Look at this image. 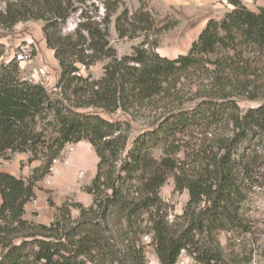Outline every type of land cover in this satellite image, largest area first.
Listing matches in <instances>:
<instances>
[{
  "label": "trees",
  "instance_id": "trees-1",
  "mask_svg": "<svg viewBox=\"0 0 264 264\" xmlns=\"http://www.w3.org/2000/svg\"><path fill=\"white\" fill-rule=\"evenodd\" d=\"M73 1L6 0L0 29L44 22L42 36L60 70L55 87L70 90L81 84L89 95L84 107L112 113L161 97L169 101L190 72L206 65L219 71L216 81L223 91L218 100L167 112L127 146V134L119 123L63 106L52 100L45 86L20 78L16 61L1 63L0 157L39 151L44 162L26 179L0 171V264H146L141 240L145 234L151 235L158 264H176L182 251L193 264H235L234 257L223 252L217 234L229 231L240 237L250 230L242 220L240 200L242 182L252 179L259 166L251 148L264 143V98L239 112L226 89L240 90L232 77L243 74L244 53L264 56V6L251 11L239 0H231L232 9L219 20H208L185 55L168 59L155 53V47L136 48L116 60L107 41L116 6H104L100 22L79 23L74 36L49 33L75 11ZM153 27L143 6L131 16L123 10L114 19L120 39L131 38L128 30L148 33ZM103 57L110 62L100 80L88 82L74 75L78 65L88 69ZM236 58L241 62L233 63ZM48 112L54 121L47 122L52 136L46 138L37 122L46 119ZM196 128L229 132L214 135L208 151L184 154L180 139ZM82 141L97 158L93 179L82 187L91 203L51 204L54 215L48 225L26 220L24 206L34 198L37 182L66 145ZM169 178L174 192L188 193L182 215L176 217L183 222L178 229L168 223L159 196ZM71 210L77 211L75 219Z\"/></svg>",
  "mask_w": 264,
  "mask_h": 264
},
{
  "label": "rangeland",
  "instance_id": "rangeland-1",
  "mask_svg": "<svg viewBox=\"0 0 264 264\" xmlns=\"http://www.w3.org/2000/svg\"><path fill=\"white\" fill-rule=\"evenodd\" d=\"M5 1L0 0V11L5 8ZM231 0H80L77 3L74 0L75 11L70 13L69 17L62 24H56L54 28L49 29V33L54 36H74L79 23L89 19L90 21L100 22L104 17V6L109 8L116 6V12L110 18L108 26V45L114 50L116 60H120L125 56H130L134 49H146L157 53L160 57L174 59L179 55L187 54L191 43L197 38L201 30L204 28L208 20H219L224 13L232 9ZM245 7L251 11H257L261 6H264V0H239ZM140 6L149 13L154 23V27L148 33H137L136 30L129 31L131 38H118L114 30V19L123 10H126L128 16L135 13ZM111 10V9H110ZM44 22L28 21L20 22L10 29H0V52L2 57L1 63H8L14 60L18 63L20 69V78L33 80L39 83L44 81V78L36 77V72L39 68L45 69L46 73L51 77L53 86H45L52 100L59 101L65 107L78 112H87L100 116L101 118L117 122L121 125V130L127 134V146L132 140L155 125L157 121L167 112L178 109H191L198 102L206 99L213 101L218 100L220 93L223 91L217 84V77L220 75L218 70H215L212 65H206L199 71H192L187 78L181 81V85L177 87V92L168 101L167 98L161 97L151 102H146L140 106L135 105L132 108L123 109L119 107L112 113H105L99 109L92 107H84L83 104L88 98V93L82 90L81 84L73 85L70 90H64L57 86V90H52L58 81L60 70L53 59L52 51L49 50L44 42L41 28ZM24 54L26 59L19 62L16 59L17 54ZM87 53V52H86ZM242 67L244 72L240 77H232L239 91H233L227 87L226 93L230 95L235 102L239 112H244L249 108L255 107L261 99L264 92V56L247 51L242 56ZM215 61L216 58H212ZM233 63H240L237 58ZM110 62L108 58H100L88 69L78 65L82 78L88 82L98 81L104 75V67ZM230 78V77H229ZM54 84V85H53ZM77 93L74 94V90ZM47 118L38 120L37 129L43 130V135L48 138L51 135L50 126L47 122L54 121L52 112L47 113ZM228 129H200L196 128L188 136L182 137L180 140L183 144L184 154H190L195 150L211 149L214 135L228 134ZM72 145H66V152H70ZM62 151L57 158L59 163L54 165H62L63 161H67L65 152ZM215 151V150H213ZM251 151L259 158V166L255 168V176L252 179H247L242 182V196L240 200L241 217L243 222L249 228V232L240 237L233 236L229 231H221L217 234L223 252L234 257L235 264H264V143L262 146H252ZM157 155V153H156ZM155 155V156H156ZM17 156L23 158L17 162L19 170L25 167L28 170V178L34 169H40L44 162V154L41 152L32 153H15L5 154L0 157V167L8 166L14 163ZM183 159V155H179ZM33 158V159H32ZM68 164V162H67ZM33 166V167H32ZM54 173V172H53ZM48 179L45 176L37 182L39 189L44 190L52 187V178ZM82 173L78 174L81 178ZM159 196L163 203V210L167 214L169 224H173L174 229L181 228L183 222L177 219L182 215L185 205L188 201V193L174 192L173 180L169 178L166 184L160 189ZM31 204H36L33 198ZM46 203L51 207L54 205L53 200L46 198ZM76 203L71 198H65L62 203ZM58 206V207H59ZM84 206V205H83ZM54 209V208H53ZM70 211L71 218L77 217L75 210ZM32 215V214H31ZM48 225V224H47ZM145 226V224H144ZM143 226V227H144ZM148 233L147 229L143 230ZM223 233V234H221ZM151 235L145 234L141 237L145 245V260L146 264H158L154 249L150 245ZM1 256V250H0ZM182 260L184 264H193V261L186 254ZM178 261L176 264H178Z\"/></svg>",
  "mask_w": 264,
  "mask_h": 264
},
{
  "label": "crops",
  "instance_id": "crops-1",
  "mask_svg": "<svg viewBox=\"0 0 264 264\" xmlns=\"http://www.w3.org/2000/svg\"><path fill=\"white\" fill-rule=\"evenodd\" d=\"M72 147V152L68 153L66 152L67 149L63 150L68 164L56 166L52 178V187L48 189V192L44 188L39 189V186L36 185L34 189L36 204L32 205L31 202H28L24 206V218L26 220L43 225H47L52 221L54 209L48 206L46 198L53 200L55 206H59L67 197L73 198L76 203L84 206L91 203V197L82 191V187L89 185L96 173V155L91 146L85 141L74 144ZM22 159L17 156L14 163L1 166L0 171L15 177L27 176L29 168L27 167V170H25L24 167L20 171L17 164ZM79 173H82L81 178H78Z\"/></svg>",
  "mask_w": 264,
  "mask_h": 264
},
{
  "label": "built area",
  "instance_id": "built-area-1",
  "mask_svg": "<svg viewBox=\"0 0 264 264\" xmlns=\"http://www.w3.org/2000/svg\"><path fill=\"white\" fill-rule=\"evenodd\" d=\"M16 59L17 61L19 62H23L25 59H26V56L24 54H17L16 55ZM81 67L84 68V66L80 65ZM85 69V68H84ZM80 69L78 68L77 72L74 73V75L76 76H81L80 74ZM36 77H40V78H44V81H40L39 84L43 85V86H49L50 88H52L53 86L50 84V82L52 83V80H51V77L46 73L45 69L43 68H39L36 72ZM29 81H33V80H29ZM54 85V84H53ZM52 90H57V88H53ZM70 152L73 151V148L69 149ZM57 163H59V160L58 159H55L52 164L50 165V167L48 168V171L45 175L46 178L50 179L51 178V175L53 174L54 172V165H56ZM67 164V161H63L62 165H66ZM223 234V233H221ZM183 256H185V253L184 251H182L179 255V262L178 264H184V261L182 260Z\"/></svg>",
  "mask_w": 264,
  "mask_h": 264
}]
</instances>
